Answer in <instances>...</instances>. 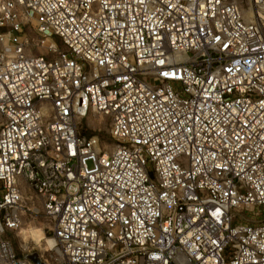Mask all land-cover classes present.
Listing matches in <instances>:
<instances>
[{
  "label": "built area",
  "instance_id": "1",
  "mask_svg": "<svg viewBox=\"0 0 264 264\" xmlns=\"http://www.w3.org/2000/svg\"><path fill=\"white\" fill-rule=\"evenodd\" d=\"M253 1L0 0V264L39 215L44 264H264Z\"/></svg>",
  "mask_w": 264,
  "mask_h": 264
},
{
  "label": "rangeland",
  "instance_id": "2",
  "mask_svg": "<svg viewBox=\"0 0 264 264\" xmlns=\"http://www.w3.org/2000/svg\"><path fill=\"white\" fill-rule=\"evenodd\" d=\"M236 1L244 16L247 19H250L253 13H256V10L259 9V7L256 6L253 0H234ZM260 8L264 10V0H261V3H259ZM57 46L59 49H64V46L59 42V40H56ZM34 53H37V51H34ZM2 121V117L0 116V123ZM83 129L87 133L96 132L99 133L101 136H103L104 139V145L105 147H109L111 145V141L109 140L107 136V130L109 129V123L110 120L108 118H100L99 114H91L87 116L85 119L81 121ZM97 130H100L99 132ZM238 212L241 214H246L248 216L253 215L255 212L251 211H242L241 209H237ZM256 211L264 212V208H256ZM50 226L49 219L45 218L44 216L39 215L38 217L32 218L30 216H24L23 217V223L20 231H16L14 234H12L11 240L14 250L23 255H30L33 253H41L43 252V247H45V240L41 238V240L34 244L31 237L29 236V232L31 230L40 229L42 232L44 230L47 231L48 227ZM26 230V231H25ZM27 236L25 242H23L24 237ZM51 233H45V237L49 238L51 237Z\"/></svg>",
  "mask_w": 264,
  "mask_h": 264
},
{
  "label": "bare ground",
  "instance_id": "3",
  "mask_svg": "<svg viewBox=\"0 0 264 264\" xmlns=\"http://www.w3.org/2000/svg\"><path fill=\"white\" fill-rule=\"evenodd\" d=\"M29 236L31 237V239L34 242V244H37L41 240V238L43 237L42 239L45 240V242H46L45 246L47 248H51V247L54 246L55 242H54L53 238L45 237L43 232L40 229L31 230L29 232ZM26 238H27V236L24 237L23 242H25Z\"/></svg>",
  "mask_w": 264,
  "mask_h": 264
},
{
  "label": "water",
  "instance_id": "4",
  "mask_svg": "<svg viewBox=\"0 0 264 264\" xmlns=\"http://www.w3.org/2000/svg\"><path fill=\"white\" fill-rule=\"evenodd\" d=\"M27 257L31 260L33 264H44L38 257L37 253H33L30 255H27Z\"/></svg>",
  "mask_w": 264,
  "mask_h": 264
}]
</instances>
